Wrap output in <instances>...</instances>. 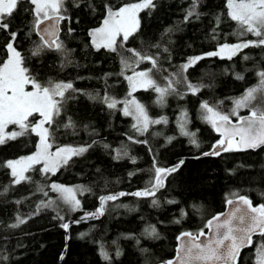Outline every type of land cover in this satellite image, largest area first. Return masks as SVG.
<instances>
[{
	"label": "trees",
	"instance_id": "16d2710c",
	"mask_svg": "<svg viewBox=\"0 0 264 264\" xmlns=\"http://www.w3.org/2000/svg\"><path fill=\"white\" fill-rule=\"evenodd\" d=\"M134 2L138 0H92L96 8L93 12L87 7V0L79 8L72 4V0H66L67 15L71 19L63 21L60 40L66 49L71 50L67 59L72 63L63 68L61 64L66 58L58 52L48 51L39 58L30 55L35 43L40 41L35 32L28 35L34 7L28 0L18 4L10 18L11 30L19 32L17 46L28 58L29 69L42 82L48 79L71 81L76 89L92 96L98 94L101 98L106 93L115 98L128 94L121 55L134 62L136 58L127 51L129 48L157 56L161 70L154 69L153 73L159 84H165L164 77L179 71V66L189 57L215 51L224 42L258 39L251 33L234 35L241 29L227 17L226 0H201L197 11L202 15L199 19L192 17L190 22L183 21L192 0H154V9L139 13L140 29L129 38L120 53L104 48L97 51L88 33L102 23L104 4L119 7ZM218 14H221L222 23L216 39H212ZM69 28L74 31L69 33ZM166 29L171 31L166 32ZM8 39L7 34L0 31V60L5 58L4 45ZM155 44L160 47H152ZM244 55L250 59L244 60ZM142 64L151 67L147 61ZM122 70L124 75L120 74ZM259 71H264V47H249L231 60L204 56L183 74L188 82L202 85L199 92L192 94L185 83L177 84L175 88L184 94L183 98L169 95L167 105L162 109L152 89L136 91L137 98L140 101L145 99L156 117H167L168 121L167 125L153 124L154 127L143 135L133 129L132 119L124 116L121 108L109 109L101 99L93 100L88 95L75 93V98L67 101L57 118L61 126H53V150L57 146L91 145L83 155L73 156L54 175L30 171L27 175L31 176V181L19 185L13 183L11 170L0 166V264H157L173 257L177 236L181 232L196 233L206 229L207 220L225 208L227 200L234 197L233 193L249 196L254 204H264V148L194 157L219 139L211 125L201 118V103L208 101L210 105H219L221 110L229 112L234 106V98L242 96L248 88L258 86ZM237 73L244 79H237ZM183 108L189 113L190 128L201 143L199 148L190 143L189 137L177 134L175 118ZM247 112L250 109L244 108L239 115ZM68 117L75 122V130L62 126ZM231 118L236 120L238 116ZM153 132L161 135L154 136ZM129 137L147 143H136ZM168 137L174 139L169 142ZM38 139L31 134L0 145V165L33 151ZM116 150H121L120 158H116ZM125 151L126 156L122 154ZM154 158L161 167L180 160L183 164L177 172L169 175L165 187L155 196L124 195L115 201H107L101 217L71 225L66 242L67 231L61 225L96 212L101 196L150 186L149 181H154ZM53 182L84 186L90 191L78 192L80 208L71 211L58 199L59 194L48 187ZM41 188L43 191L39 190ZM50 199L56 203L37 209L41 201L47 203ZM153 199L158 200V206L152 204ZM169 200L176 203L169 204ZM181 210L185 215H181ZM17 217L25 223L13 228L11 225L17 223ZM176 220L180 222L176 223ZM150 225L156 227L157 237L145 234ZM65 245L67 249L61 259ZM101 246L108 252L109 261L101 256ZM117 249L121 253L119 256L116 255ZM251 253L252 249L245 251L249 257Z\"/></svg>",
	"mask_w": 264,
	"mask_h": 264
},
{
	"label": "snow or ice",
	"instance_id": "6c2138e0",
	"mask_svg": "<svg viewBox=\"0 0 264 264\" xmlns=\"http://www.w3.org/2000/svg\"><path fill=\"white\" fill-rule=\"evenodd\" d=\"M23 0H0V31L7 34L9 39L4 45L5 57L0 60V145L6 144L8 141H14L19 137L35 134L39 139L36 144V151L31 155L20 157L15 160H7L3 165L11 170V176L14 178L13 183L16 185L25 181H31V176L25 175L30 171H39L42 175H54L61 167L67 165L73 156L83 155L91 145L73 147L71 145L57 146L53 151L55 140V128L61 125L58 117L64 110L69 99H73L75 93L88 95L91 99H101L109 109H116L118 104H122L120 109L124 116H131L135 123L133 129L140 135L148 131L150 124L167 123L166 117L160 119H150L145 106L140 103L133 93L138 88L145 90L152 89L158 93L157 103L163 105L167 95L175 94L183 98L175 88V85L185 83L188 90L192 94L199 92L202 85L192 84L187 81L184 72L204 56L227 58L231 60L243 49L249 47H264V0H226L227 17L235 21L241 31L234 35L245 36L251 33L257 37L256 40H247L235 44L224 43L218 46L215 51H210L202 56L189 57L188 61L179 66V71L164 77L166 83L161 85L153 78V70L159 72V58L136 49H127L136 59L134 64L139 67L141 63L149 62L151 67L148 69L136 71L133 68V62L130 58L121 55V62L124 68L133 69L132 75L125 76L129 84V92L123 100L108 95L107 93L101 98L97 94L92 96L91 93L83 92L76 89L71 81H54L48 79L41 81L27 65V57L19 50L17 44L18 31L11 30L10 18L17 9L18 4ZM28 3L34 7L31 9L33 20L30 24L28 35L35 32L39 36V43H35L30 50L32 57H41L45 52L55 51L60 53L66 59L62 62L61 67L71 64L72 61L67 59L70 55L69 49H66L64 42L59 39L60 23L68 20L66 0H28ZM85 0H72V4L79 8ZM201 0H192L188 9L185 10L183 22H190L192 17L199 19L202 15L197 11ZM87 7L93 12L96 11L92 0H87ZM156 7L154 0H138V2L122 4L114 7L110 4H104L105 17L102 25L98 28L91 29L88 33L91 38L92 46L99 51L101 48L107 49L114 53H120L124 44L130 37L134 36L140 29L139 13L144 10H151ZM216 27L212 29V39H216L217 29L222 23L221 14L215 17ZM69 33L74 29L69 28ZM166 32L171 29H166ZM119 38V39H118ZM159 48V44L152 45ZM168 51L167 48L164 49ZM244 60L250 59L244 55ZM124 75L123 70L120 73ZM259 85L248 88L245 93L233 99V107L229 112H224L219 105H210L208 101H203L201 107V118L218 133L221 134L214 145L213 150L204 152L202 155H220L221 152L242 151L248 149L264 148V71L257 73ZM237 79H244L243 75L237 73ZM255 102V103H254ZM221 104L223 101L220 102ZM261 106H257V105ZM249 108L248 116H239V110ZM238 116V123L233 124L231 117ZM187 113L183 112L178 126L181 134L190 138V143L196 148L200 147V143L196 138L195 132L186 129ZM55 125V128L53 127ZM9 126H14L9 130ZM65 129L75 130V122L68 117L66 123L62 125ZM130 140L136 143H147V141H137L133 137ZM174 137H168V141ZM95 143V141H93ZM105 147H109L105 145ZM117 151V157L120 158L121 150ZM127 155V152H123ZM135 163V158H131ZM183 161H179L172 167L157 166L155 158L153 161L154 183L149 181L148 187L144 190L134 193H118L113 195L101 196L100 207L94 213L86 214L90 217H98L104 212V205L107 201H115L124 195H133L136 197H151L165 186V179L177 172ZM40 166L37 168L36 166ZM134 173H130L132 175ZM51 191L59 194L58 199L68 205L71 211L80 208V200L77 199V192L83 193L90 191L84 186H77L75 189L59 185L55 182L48 186ZM43 191V189H39ZM7 191V188H5ZM47 195V192L44 193ZM236 199H228L227 204L231 205V210L223 220L220 215L213 216L207 220L205 227L209 229L210 235L200 229L198 232L185 231L177 237L180 242L176 249V256L173 259L163 262V264H239L241 250L246 247L257 245L253 240V236L257 235L261 238L255 247L256 264H264V204L254 205L248 196L232 194ZM169 204L176 203L174 200L167 201ZM56 203L55 200H49L47 203L41 201L37 206L39 210L42 207H51ZM154 206H158L156 199L152 200ZM126 207V205H125ZM181 215H185L181 210ZM63 219V217H59ZM81 219H84L82 217ZM79 221H77L78 223ZM179 223V220L175 221ZM25 223L23 219L17 217V223L11 227H18ZM64 229H68L69 224L61 225ZM145 234L149 237H157V229L150 225L145 229ZM81 235H86L82 233ZM205 237V239H201ZM147 251V249H142ZM101 256L106 260H110L107 251L101 246ZM121 253L117 249L116 255ZM63 257H61L62 259ZM6 259V257H4Z\"/></svg>",
	"mask_w": 264,
	"mask_h": 264
},
{
	"label": "rangeland",
	"instance_id": "374dc122",
	"mask_svg": "<svg viewBox=\"0 0 264 264\" xmlns=\"http://www.w3.org/2000/svg\"><path fill=\"white\" fill-rule=\"evenodd\" d=\"M103 22V21H102ZM102 25V23L101 24H99L96 28H98V27H100ZM243 38V37H242ZM243 40V39H242ZM246 40H248V39H246ZM238 42H242V41H233V42H224V43H229V44H235V43H238ZM224 43H222V44H224ZM6 58V57H5ZM133 68H135V70L136 71H140V70H144V69H148V68H150L149 66H143V64H142V66H141V64L139 65V67H136V65L134 64V62H133ZM126 70V71H125ZM125 70H124V72H125V75H124V77L125 76H130V75H132V71H133V69H130V68H125ZM153 75V78L154 79H156L157 80V78L155 77V75H154V73L152 74ZM126 80V79H125ZM64 82H66V81H64ZM157 82H158V80H157ZM126 83H127V85H128V88H129V84H128V81L126 80ZM158 83H160V82H158ZM161 85H163V84H161ZM259 85V84H258ZM140 89H143V88H138L137 89V91L138 90H140ZM129 91H128V89H127V93H128ZM156 93V92H155ZM158 93H156V101H157V97H158ZM127 95H125L124 97H116L118 100H123L125 97H126ZM133 96L140 102V103H142L144 106H145V108H146V111H147V113H148V116H149V118L150 119H160L162 116H155L153 113H152V111H151V108H150V106L148 105V102L144 99V100H142V101H140V99H138L137 97V94H136V92H134L133 93ZM168 96L169 95H167L166 97H165V102H164V104L163 105H161V104H159V108H163L164 106H165V104H166V101H167V98H168ZM167 105V104H166ZM122 108L123 107V105L122 104H118L117 105V108ZM184 109V110H183ZM183 109H180L178 112H177V114H176V118H175V120H176V122H175V124H176V128L178 129V132L179 133H177V134H180V135H182L181 134V131H180V128H179V126H178V120H180V118H181V115H182V113L183 112H186L187 113V124H186V129L188 130V131H190V132H194V130L193 129H191L190 127H191V120H190V116H189V113H188V111L185 109V108H183ZM242 109H244V108H242ZM242 109H240V110H242ZM239 110V111H240ZM131 119H132V121H133V124L135 123V120L131 117V116H129ZM167 118V117H166ZM205 122V121H204ZM164 125H167V123L165 124V123H163ZM175 124L173 123V125H174V129H175ZM155 126H157V124H154ZM14 126H9V130H12V128H13ZM152 127H154L153 126V124H150L149 125V128H148V130L149 129H151ZM146 133V132H145ZM158 133H155V132H153V135L154 136H156ZM161 134H158L157 136H160ZM184 136V135H183ZM186 137H188V136H186ZM196 138H197V136H196ZM198 139V138H197ZM219 140V139H218ZM198 142L200 143V141L198 140ZM211 146V145H210ZM200 147H201V143H200ZM53 150V149H52ZM36 151V148L33 150V151H31V152H28V153H25V154H22V155H19V156H17V157H15V158H12V159H10V160H15V159H18V158H20V157H24V156H28V155H31L32 153H34ZM53 151H55V150H53ZM25 175H27V173L25 174ZM57 184H59V183H57ZM59 185H62V184H59ZM63 186H66V187H71V188H76L77 186H67V185H63ZM79 192V191H78ZM78 192H77V199H79V194H78ZM80 200V199H79ZM105 204H107V202L105 203ZM255 259H256V255H255ZM255 264H256V261H255Z\"/></svg>",
	"mask_w": 264,
	"mask_h": 264
},
{
	"label": "water",
	"instance_id": "95a60500",
	"mask_svg": "<svg viewBox=\"0 0 264 264\" xmlns=\"http://www.w3.org/2000/svg\"><path fill=\"white\" fill-rule=\"evenodd\" d=\"M62 23H63V21H61V23H60V32H59V39H60V37H61V35H62V32H63V26H62ZM250 114V112H247V113H244V114H242V115H240V116H248ZM231 120H232V122H233V124H237L238 123V118L236 119V120H234V119H232L231 118ZM215 131V130H214ZM216 132V131H215ZM219 136H220V138L219 139H221V134L220 133H218V132H216ZM258 149H260V148H258ZM258 149H255V150H258ZM213 150V146L210 148V149H208V150H205V151H203V152H201V153H199L197 156H194V157H196V158H200V157H209V156H215V155H209V156H204V155H202L204 152H210V151H212ZM248 150H252V149H248ZM248 150H242V151H248ZM255 150H253V151H255ZM181 161V160H180ZM183 161V160H182ZM179 162V161H178ZM178 162H176V163H174V164H172V165H169V166H166V167H172V166H174V165H176ZM169 177V176H168ZM167 177V178H168ZM167 178L165 179V183H166V181H167ZM154 183V182H153ZM166 185V184H165ZM165 187V186H164ZM145 189V188H144ZM144 189H137V190H133V191H123V193H126V194H130V193H134V192H137V191H141V190H144ZM162 189V188H161ZM160 190V189H159ZM158 190V191H159ZM157 191V192H158ZM156 192V193H157ZM155 193V194H156ZM107 195H113V193H109V194H107ZM107 195H105V196H107ZM241 195H244V194H241ZM245 196H247V195H245ZM249 197V196H248ZM230 199H236V197H234V198H230ZM249 199H251L250 197H249ZM252 200V199H251ZM253 202V201H252ZM254 204V203H253ZM254 205H259V204H254ZM99 207H100V200H99ZM231 205H228L227 204V202H226V206H225V208L222 210V211H219V212H217V213H215V214H213L209 219H211L213 216H216V215H220V217H221V220H223L224 219V217H225V214H227L228 212H230V210H231ZM103 214H104V212H103ZM102 214V215H103ZM102 215H99L98 217H101ZM98 217H95V218H98ZM82 217H80V218H73V219H70L69 221H67L66 223L67 224H69V227H68V229H66V242L68 241V239H69V228H70V226L71 225H73V224H75L77 221H85L86 219H88V218H93V217H90V216H84V219H81ZM208 219V220H209ZM204 231L206 232V233H208L209 235L211 234L210 232H209V229H204ZM183 232H185V231H183ZM183 232H181V233H183ZM188 232H191V231H188ZM180 233V234H181ZM194 233V232H193ZM180 234L178 235V236H180ZM177 236V237H178ZM254 236H256V235H254ZM254 236H253V238H254ZM201 239H205V237H201ZM179 241L177 240V243H176V247H175V252H174V255H173V257H171V258H169V259H167L166 261H168V260H170V259H173L175 256H176V249H177V247H178V245H179ZM247 248V247H246ZM66 249H67V245H65V247H64V250H63V252H62V254H61V257H63L64 255H65V252H66ZM245 249V248H244ZM244 249H242L241 250V253H242V251L244 250ZM241 255V254H240ZM165 262V261H164ZM159 264H163V262H160Z\"/></svg>",
	"mask_w": 264,
	"mask_h": 264
},
{
	"label": "flooded vegetation",
	"instance_id": "af4514ba",
	"mask_svg": "<svg viewBox=\"0 0 264 264\" xmlns=\"http://www.w3.org/2000/svg\"><path fill=\"white\" fill-rule=\"evenodd\" d=\"M163 167H166V166H163ZM168 179V178H167ZM154 182V181H153ZM167 182V181H166ZM166 184V183H165ZM253 240L254 241H256L257 242V245H258V242L261 240V238L259 237V236H254V238H253ZM257 245H254V246H252V247H247V248H245L243 251H242V253H241V255H240V261H239V264H255V261H256V259H255V247L257 246ZM65 247V246H64ZM248 249H252V253H251V257H249V256H247L246 254H245V251H247ZM247 258H249L248 260H246Z\"/></svg>",
	"mask_w": 264,
	"mask_h": 264
},
{
	"label": "bare ground",
	"instance_id": "6f19581e",
	"mask_svg": "<svg viewBox=\"0 0 264 264\" xmlns=\"http://www.w3.org/2000/svg\"><path fill=\"white\" fill-rule=\"evenodd\" d=\"M243 114H244V113H243ZM241 115H242V114H241ZM239 116H240V115H239ZM215 143H216V142H215ZM215 143H213L212 146H213ZM212 146H211V147H212ZM211 147H210V148H211ZM210 148H209V149H210ZM136 190H137V189H136ZM232 198H234V197H232ZM160 262H164V261H160ZM160 262H158L157 264H159Z\"/></svg>",
	"mask_w": 264,
	"mask_h": 264
}]
</instances>
